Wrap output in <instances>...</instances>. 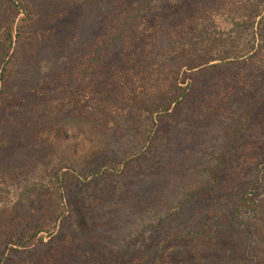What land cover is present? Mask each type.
Masks as SVG:
<instances>
[{
  "label": "rangeland",
  "instance_id": "obj_1",
  "mask_svg": "<svg viewBox=\"0 0 264 264\" xmlns=\"http://www.w3.org/2000/svg\"><path fill=\"white\" fill-rule=\"evenodd\" d=\"M0 264H264V0H0Z\"/></svg>",
  "mask_w": 264,
  "mask_h": 264
},
{
  "label": "trees",
  "instance_id": "obj_2",
  "mask_svg": "<svg viewBox=\"0 0 264 264\" xmlns=\"http://www.w3.org/2000/svg\"><path fill=\"white\" fill-rule=\"evenodd\" d=\"M12 4H14V3H12ZM260 13H261L260 10L254 11V12L251 13V15L248 16V18L245 20V22H243V23H241V22L240 23H237V27H236V30L237 31L236 32H239L241 28H244V29L250 28L251 30H253V24L255 22V18L257 16L261 15ZM238 34H237V38H238ZM254 35H255V33L252 34V39H254ZM11 41H12L11 40V33L10 32H5L4 35H3L2 44L4 45V49H5L6 52L8 51V48L11 45ZM250 47H252V45ZM160 106L163 107V100L162 99L155 102L154 108H153L154 111L155 110H158V109H161ZM153 109L150 110V114H152ZM163 109H165V110L168 109V106H165ZM240 198L242 199L243 203H245V204L248 203L247 202L248 201V198H247V193L246 192L245 193L242 192ZM250 205H251V207L252 206L254 207L255 203L254 202H251ZM243 209H244L243 208V205H240L237 208H234V210H232V212L230 214V220H231V222L232 223H236V225H238L241 228H243V224H244V222H243V220L241 218V215H240V213H241V211ZM34 235L35 234L33 233V236Z\"/></svg>",
  "mask_w": 264,
  "mask_h": 264
}]
</instances>
